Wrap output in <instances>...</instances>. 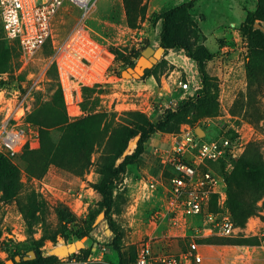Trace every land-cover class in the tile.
<instances>
[{"label":"rangeland","instance_id":"374dc122","mask_svg":"<svg viewBox=\"0 0 264 264\" xmlns=\"http://www.w3.org/2000/svg\"><path fill=\"white\" fill-rule=\"evenodd\" d=\"M188 1L190 0H146L145 20L139 23L138 29H130L126 23L123 0H98L96 8L86 21V27L91 30L95 38L114 53L115 62L112 69L116 78H112L104 87L93 89L94 91L83 99L82 116L71 121L67 114L70 122L91 114L106 113L114 117L113 121L117 125H131L132 121L128 113H141L140 111L146 112L145 115L152 122H156L167 114L178 111V109L167 110L164 115L158 112V107L170 93L166 83L170 84L171 93L176 97L183 94L176 89L177 82H173L175 80H187L191 82L192 87H200L196 92L186 94L180 103L197 97L202 89V81L195 62L184 50L164 51L159 61L162 63V69L157 78L150 77L151 81L154 80L153 87H143L141 83L137 85L138 82L145 83V80L150 78L142 77L139 81L123 78L122 73L131 67H127L121 60L122 57L119 58L113 51V49L117 50L124 57L136 61L133 53L142 52L145 45L150 44V47L157 49L160 47L161 22L154 24L153 17L165 10L182 6ZM69 9L73 7L66 3L62 12ZM255 9L256 0H198L192 14L197 27L205 36L204 45L214 55L207 63L206 69L215 79L218 87L216 99L218 110L214 116L202 118L193 126L182 125L179 132L187 128L195 132L200 129V137L204 140L224 137L230 139L237 151L229 168L225 165L224 172L228 176L233 174L235 162L244 154H257L264 161V92L257 95L249 104L248 80L245 72L247 41L240 31L246 12H253ZM73 19L60 26L59 37L67 32L66 29L74 21ZM179 28L181 29V25ZM255 29L264 33V24H256ZM19 60L21 63V57ZM18 73L26 74V82L21 89L0 88V121L18 102H23L29 108L28 115L33 114L41 104L49 102L57 91L56 87L50 86L51 76L49 70H46V61L41 54L37 55L31 65L23 66L21 63ZM6 77L5 75L4 78ZM38 96L41 99L36 105ZM37 128L39 129V126ZM162 136L164 137L163 134ZM134 140L126 150L128 155H131L138 145ZM163 142L159 135L153 136L140 158L139 167L130 168L116 183L115 205L111 214L112 220L123 233L120 247L125 264H129L130 253L137 251L145 236L152 231L151 214L161 206L163 199L161 194H156L149 200L142 199L139 187L142 181H150L157 174L161 165L154 150L163 146ZM21 154L12 159L21 169L23 188L19 199L25 202L28 195L35 193L37 199L46 204L45 225L38 223L30 228L29 221L21 211L17 200L4 203L0 199V261L7 264L8 261H13V257H20L18 254L24 256L34 254L35 258L30 262L37 259L38 256L33 250L35 241L41 238L44 228L49 231L57 229L58 218L55 209L64 206L72 215L70 219L72 222L67 224L68 238L59 237L56 243L45 242L40 249L44 264H119V255L113 248L114 235L105 219V212L100 213L104 218L97 222L98 216L93 222L89 235L83 237L86 238L83 250L68 257H57L53 254L56 247L78 241L72 234L75 227L84 225L89 220L91 211L98 209L100 195L94 189V184L100 179L97 168L93 166L86 175L76 177L56 167H50L42 178H37L24 170L19 159ZM100 154L101 151H96L92 160H97ZM236 192L240 199L252 204L251 191L246 186L237 187ZM256 206L259 216L264 218V196ZM260 217L249 218L245 228H242L233 240L257 237L261 242L264 222ZM167 230L168 225L163 224L157 233L165 235ZM260 244L254 247L233 244L206 245L201 249L203 264H264V255L259 249ZM185 247L186 242L177 240L163 239L156 244L157 251L165 250L173 253Z\"/></svg>","mask_w":264,"mask_h":264},{"label":"trees","instance_id":"16d2710c","mask_svg":"<svg viewBox=\"0 0 264 264\" xmlns=\"http://www.w3.org/2000/svg\"><path fill=\"white\" fill-rule=\"evenodd\" d=\"M198 0H190L182 6L165 10L153 17V23L161 22L160 47L165 51L170 49H182L195 62L199 76L202 81V89L195 99L184 101L179 104L178 111L169 113L162 119L152 122L143 113H128L132 121L131 125L115 124L113 116L106 113L91 114L75 122L68 120L66 106L62 89L58 84L56 66L49 68L51 76L50 86L56 87L57 91L47 103L41 104L26 120L35 126H39L40 146L36 150L24 149L19 159L24 170L32 177L42 178L50 167H56L62 171L69 172L76 177L86 175L90 168L95 166L100 176L99 181L94 184L95 191L100 195V202L96 211H91L89 220L84 225H77L72 232L76 240H81L89 235L93 222L101 212H105V219L110 230L113 232V248L119 255V264H125V258L121 253V242L123 233L112 220V210L115 205L114 191L116 183L132 167L138 168L140 158L146 151L150 139L157 133L165 135L176 134L184 124L195 125L200 119L212 117L217 113L216 102L218 87L215 79L207 72V63L214 57L213 53L204 45L205 36L197 27L193 19V9ZM126 13V23L130 29H138L139 23L145 20L147 14L146 0H123ZM264 24V0H256V9L246 12V18L241 25V33L247 41V57L245 72L248 80L247 98L249 104L255 100L257 95L264 92V33L255 29L256 24ZM181 25V29L179 28ZM191 37V38H190ZM49 45L45 53L49 54ZM150 47L145 45L142 52ZM117 56L127 65L134 68L142 52L133 53L132 61L124 57L117 50ZM20 49L17 43H9L4 34L0 18V88L19 90L26 82V74L18 73L20 63ZM162 69V63H158L150 70L145 71L144 79L157 78ZM7 76L4 78V76ZM95 88L83 89V96L93 92ZM83 98V99H84ZM41 97L36 98L40 102ZM83 105V103H82ZM140 137L138 145L131 155L124 156L131 141ZM101 151L97 160L92 157L96 151ZM235 160H233L234 162ZM233 174H225L224 161L215 166L220 172L226 184V205L230 216L239 228H245L251 217H260L256 203L264 196V161L257 154H244L235 162ZM246 186L251 191L252 204L245 199H240L237 187ZM21 169L14 160L0 153V196L1 201L10 203L15 200L24 213L29 226L35 224L45 225L44 217L47 209L43 201L37 199L35 193L26 197V201L19 199L22 192ZM211 212L217 211V197L212 198ZM58 225L55 231L43 229L42 236L35 241L33 249L38 256L34 261H24L14 264H44L40 249L46 241L57 242L59 237L67 239V224L72 215L64 206L55 209ZM264 222V218L260 217ZM200 225V218L195 221L196 227ZM192 231V230H191ZM191 233V232H190ZM187 244V241H184ZM201 245H223L233 244L238 246H258L257 237L233 240V238H206L196 240ZM22 259L26 256L19 255ZM136 250L130 253L129 264H136ZM15 261V257L12 258ZM0 264H5L0 261Z\"/></svg>","mask_w":264,"mask_h":264},{"label":"built area","instance_id":"2783aa9c","mask_svg":"<svg viewBox=\"0 0 264 264\" xmlns=\"http://www.w3.org/2000/svg\"><path fill=\"white\" fill-rule=\"evenodd\" d=\"M97 2L0 0V18L6 40L11 44L17 43L23 66L33 64L38 54L43 55L46 70L56 66L58 84L71 121L83 114V89L104 87L112 78H116L112 69L114 53L93 38L86 27V21ZM66 3L74 10L62 12ZM71 18L74 21L66 29L67 32L59 37L60 26ZM47 45L49 54L44 51ZM173 82H177L176 89L183 94L176 97L171 93L170 84L166 83L170 93L158 107L160 115H164L167 110L178 109L186 94H192L200 88L192 87L187 80ZM29 112L23 102H18L0 121V153L10 159L26 148L36 150L40 146L39 129L26 120ZM154 151L162 167V176L142 181L139 190L142 199L149 200L156 194H161L163 199L159 209L151 214L152 231L145 236L136 251V264H203L201 249L205 245L196 240L235 238L242 231L230 216L226 205V184L215 169L221 161L229 168L237 150L226 137L204 140L187 128L169 135L167 143ZM214 196L217 197V211L211 212L209 209ZM197 218H200L198 227L194 226ZM163 224L168 225V230L165 235H158ZM163 239L187 241V244L185 249L177 253L157 251L156 244ZM260 240L259 249L264 255V232Z\"/></svg>","mask_w":264,"mask_h":264},{"label":"water","instance_id":"95a60500","mask_svg":"<svg viewBox=\"0 0 264 264\" xmlns=\"http://www.w3.org/2000/svg\"><path fill=\"white\" fill-rule=\"evenodd\" d=\"M164 51L165 50L162 47H158L157 49H153L152 47H147L142 52L141 57L138 59L136 63V66L134 68H128L126 71L122 73L123 78L129 80H136V81L141 80V78L144 77L146 70L152 69L154 66H156L159 63L160 59L164 54ZM196 133L200 137V129H197ZM134 141L137 144L139 142V138H136ZM127 155L128 154L125 152L124 156ZM103 218L104 215L100 214L97 222H99ZM85 241L86 238H83L74 243L56 247L53 251V254L57 257L58 256L68 257L71 254L76 253L77 251L83 250L85 248ZM34 258H35L34 254H32L31 256H26L23 259L21 257H16L15 261H8L7 264L20 263L22 260L30 261Z\"/></svg>","mask_w":264,"mask_h":264},{"label":"crops","instance_id":"0c3cea01","mask_svg":"<svg viewBox=\"0 0 264 264\" xmlns=\"http://www.w3.org/2000/svg\"><path fill=\"white\" fill-rule=\"evenodd\" d=\"M91 31V30H90ZM91 35H92V32H91ZM93 36V35H92ZM93 38H95L94 36H93ZM98 42H100L101 44H103L101 41H99L97 38H95ZM152 79L150 78V79H147V80H145L146 82L144 83V82H142V81H140V82H138L137 83V85L139 84V83H141V85H143V87H153V81H151ZM155 135H159L160 136V138L161 139H163V146L167 143V140H168V136L169 135H165L164 137L162 136V134H160V133H157V134H155ZM154 135V136H155ZM162 176V167L160 166L159 167V169L157 170V174L154 176V178L155 179H159L160 177ZM206 246V245H205ZM208 246V245H207Z\"/></svg>","mask_w":264,"mask_h":264}]
</instances>
